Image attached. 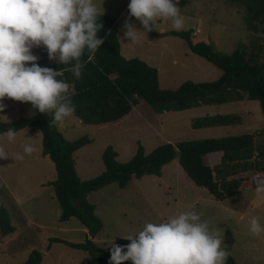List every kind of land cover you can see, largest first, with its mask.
I'll use <instances>...</instances> for the list:
<instances>
[{
    "label": "rangeland",
    "instance_id": "rangeland-1",
    "mask_svg": "<svg viewBox=\"0 0 264 264\" xmlns=\"http://www.w3.org/2000/svg\"><path fill=\"white\" fill-rule=\"evenodd\" d=\"M96 2L101 15L118 20L122 55L126 59L139 58L156 68L163 90H177L187 82L214 83L224 76L222 70L192 53L188 42L171 35V31L199 30L202 37L211 40L214 51L221 56L249 50L253 40L247 12L230 0H180L178 6L184 18L181 30L173 29L171 20L157 19L155 30L148 34L137 33L136 43L122 39V26L129 16L127 2ZM130 22L143 30L134 17ZM3 103L6 110L0 115H4L1 116L4 122H16L35 114L30 103L8 98ZM250 103L260 108L259 103L249 99L243 102L233 93L231 103L222 106H202L164 114H155L146 107L136 108L131 116L111 127L86 126L74 115L57 126L68 141L88 139V144L75 154L78 176L82 181H88L105 172L103 155L108 147L118 152V161L127 163L140 146L150 154L165 144L221 139L239 134L240 130L257 133L264 129V116L260 112L255 123L251 119L255 116V108L251 109ZM220 113L237 115L242 125L236 122L194 127L196 121ZM25 144L35 146L36 151L23 153ZM0 147L8 156L0 159V203L15 229L11 235L0 237V264H25L33 251L42 254V264H93L88 252L68 243L86 244L89 240L110 253L113 242L117 245L129 243L120 237L136 234L147 222L165 221L186 210L202 213L203 220L220 228L223 244L237 264H264V233H251L248 223L253 215L264 218V194L255 191L257 185L221 203L201 190L176 159L163 169L161 177L133 178L124 189L112 184L89 195L88 201L96 206V214L103 223L102 230L94 235L77 218L62 221V209L54 188L58 175L52 160L44 155L41 133L33 135L26 128L17 133L12 143L6 138L0 140ZM16 153H21L24 158L15 159ZM245 211L248 215L241 219L240 215ZM52 239L68 243H52Z\"/></svg>",
    "mask_w": 264,
    "mask_h": 264
},
{
    "label": "trees",
    "instance_id": "trees-1",
    "mask_svg": "<svg viewBox=\"0 0 264 264\" xmlns=\"http://www.w3.org/2000/svg\"><path fill=\"white\" fill-rule=\"evenodd\" d=\"M230 1L247 12L248 29L253 35L249 50L221 56L214 51L211 40L202 37L201 33L193 37V29L171 31V35L188 42L192 53L223 71L224 76L218 82H187L177 90L161 89L156 68L139 58L126 59L122 55L119 23L110 15H101L103 29L98 36L104 39V43L95 52L85 49L80 59L83 68L79 79L69 71L71 65L50 63L46 49H35L34 53L40 57L38 63L41 66L61 72L57 78L70 85L68 96L75 106L73 115L86 126H116L140 107H146L155 114H164L202 106H222L233 100V93L238 99L258 102L264 115V0ZM51 120V114H40L36 110L32 117L11 123L4 122L0 116V133L8 128H15L17 133L29 128L33 135H43L44 155L52 160L58 175L54 188L62 209L61 219L67 222L77 218L90 234L100 232L103 223L96 214V206L88 201L89 195L112 184L124 189L133 178L161 177L163 169L176 159L201 190L221 203L239 192L254 188V177L258 173L264 178V140L260 141L261 136L264 137L263 130L221 139L165 144L150 154L140 146L134 158L127 163L118 161V152L108 147L103 155L105 172L92 180L82 181L76 170L75 154L88 144V139L68 141ZM238 120L237 115L218 114L196 121L194 127L229 125ZM14 232L8 212L0 203V237ZM53 242L68 243L57 239H52ZM68 244L88 252L93 264H108L110 253L100 249L96 243L88 240L86 244ZM42 261V254L33 251L25 264H42ZM226 264L237 262L229 255Z\"/></svg>",
    "mask_w": 264,
    "mask_h": 264
},
{
    "label": "clouds",
    "instance_id": "clouds-1",
    "mask_svg": "<svg viewBox=\"0 0 264 264\" xmlns=\"http://www.w3.org/2000/svg\"><path fill=\"white\" fill-rule=\"evenodd\" d=\"M180 0H129L128 18L123 40L136 43L137 33L155 30L156 20H171L172 28L181 30ZM103 15V13H102ZM142 25L138 30L131 23ZM101 9L96 0H0V114L6 110L5 98L30 103L40 114H51V123L63 122L75 112L68 96L70 85L57 77L61 72L41 66L34 49L44 48L49 61L71 65L69 71L79 79L80 62L87 49L95 52L104 43L98 36L103 29ZM4 116V115H0ZM17 130L8 128L0 140L15 141ZM35 146L25 144L23 153L31 154ZM8 158L0 147V159ZM21 153L15 159L22 160ZM255 191L264 194V178L257 174ZM195 210L181 211L165 221L147 222L134 235L120 237L126 245L112 243L108 264H226L229 252L223 244L221 230L212 227ZM248 213L242 212L241 219ZM249 231L264 233V218L250 216Z\"/></svg>",
    "mask_w": 264,
    "mask_h": 264
},
{
    "label": "crops",
    "instance_id": "crops-1",
    "mask_svg": "<svg viewBox=\"0 0 264 264\" xmlns=\"http://www.w3.org/2000/svg\"><path fill=\"white\" fill-rule=\"evenodd\" d=\"M128 3L129 2H127V6H128ZM159 20V19H158ZM245 101H247V99L246 100H243V102H245ZM253 102H256V101H253ZM229 103H231V102H229ZM228 103V104H229ZM248 103V102H247ZM258 103V102H257ZM251 105L253 104V103H250ZM260 105V104H259ZM206 107V106H205ZM260 108H257L256 106H253L252 105V107H251V109H254L255 108V111H254V113H255V116L254 117H251V119H253V120H255L254 122L256 123V120L258 119V115L260 114V112H261V115L262 116H264L263 115V112H262V109H261V106H259ZM221 114V113H220ZM255 118V119H254ZM262 118V117H261ZM243 120V119H242ZM258 121V120H257ZM237 124H241V122L238 120L237 121ZM242 125V124H241ZM240 125V126H241ZM264 130V129H263ZM263 130H259V131H257V133H259V132H261V131H263ZM242 133H254V131L252 130V131H242L241 132V130H240V133L238 134V135H240V134H242ZM258 138H260V136L258 137ZM257 138V139H258ZM261 138H263V136H261ZM257 139H256V141H257ZM261 141V140H260ZM208 158H210V157H208ZM211 160H213V159H211Z\"/></svg>",
    "mask_w": 264,
    "mask_h": 264
},
{
    "label": "built area",
    "instance_id": "built-area-1",
    "mask_svg": "<svg viewBox=\"0 0 264 264\" xmlns=\"http://www.w3.org/2000/svg\"><path fill=\"white\" fill-rule=\"evenodd\" d=\"M199 33H200V31L197 30V31L194 33V36H197Z\"/></svg>",
    "mask_w": 264,
    "mask_h": 264
}]
</instances>
